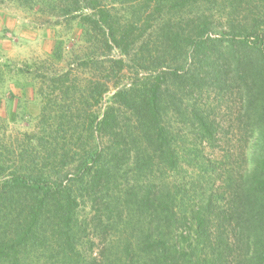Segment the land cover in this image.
<instances>
[{
	"label": "trees",
	"instance_id": "16d2710c",
	"mask_svg": "<svg viewBox=\"0 0 264 264\" xmlns=\"http://www.w3.org/2000/svg\"><path fill=\"white\" fill-rule=\"evenodd\" d=\"M18 1L81 32L0 143V264H264V0Z\"/></svg>",
	"mask_w": 264,
	"mask_h": 264
},
{
	"label": "rangeland",
	"instance_id": "374dc122",
	"mask_svg": "<svg viewBox=\"0 0 264 264\" xmlns=\"http://www.w3.org/2000/svg\"><path fill=\"white\" fill-rule=\"evenodd\" d=\"M220 2L223 3L222 0H195L184 16L203 10L213 14L210 8H217ZM115 6L117 11L122 8ZM214 14L217 21L224 13L215 11ZM46 18L40 4L31 9L20 5L18 0H0L1 144L9 143L7 141L14 137L20 140L23 133L38 130L42 91L48 92L46 85L50 84L51 78L75 64L69 58L79 45L81 27L78 19L67 21L64 17H49L50 23H47ZM56 45L62 49L59 60L52 55ZM210 96L203 93L202 99ZM172 118L174 125L171 124L179 128L177 118ZM172 180L175 181L174 177Z\"/></svg>",
	"mask_w": 264,
	"mask_h": 264
}]
</instances>
